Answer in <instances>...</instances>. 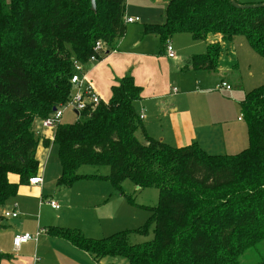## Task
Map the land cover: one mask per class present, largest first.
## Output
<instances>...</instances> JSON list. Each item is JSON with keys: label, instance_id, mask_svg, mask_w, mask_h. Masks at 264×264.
Instances as JSON below:
<instances>
[{"label": "trees", "instance_id": "16d2710c", "mask_svg": "<svg viewBox=\"0 0 264 264\" xmlns=\"http://www.w3.org/2000/svg\"><path fill=\"white\" fill-rule=\"evenodd\" d=\"M126 1L96 0L93 12L90 0H0V209L39 174L42 140L35 124L73 97L74 63L87 65L93 55L100 60L105 53L94 52L96 42L110 52L124 36ZM150 27L148 33L164 45L185 32L195 41L210 34H220L224 41L245 36L264 57V7L238 9L230 0H171L166 22ZM221 51L219 43L210 45L185 68L215 71ZM141 92L134 78L125 76L112 87L107 103L89 106L72 124L58 125L53 142L42 143L57 148L62 186L99 178L79 174L90 165L110 167V175L101 179L116 189L126 181L140 190L157 189L158 206L142 207L151 213L148 222L102 239L59 227L48 232L97 261L240 264L242 255L264 244V85L248 92L241 104L249 146L235 155H209L195 143L177 148L150 137L135 107ZM138 130L144 142L137 139ZM10 175L18 176L19 183L11 182ZM214 196L215 203L208 206ZM189 199L200 205L205 201L206 207L192 216ZM150 231L152 241L128 242L129 232Z\"/></svg>", "mask_w": 264, "mask_h": 264}, {"label": "crops", "instance_id": "0c3cea01", "mask_svg": "<svg viewBox=\"0 0 264 264\" xmlns=\"http://www.w3.org/2000/svg\"><path fill=\"white\" fill-rule=\"evenodd\" d=\"M170 1H126L125 22L127 18H138L139 21L126 22L125 34L114 50L109 52L105 49L100 60L84 65L88 84L100 95L102 102L107 103L112 96V87L120 79L131 75L142 89L135 106L139 115H145L142 121L146 122L144 129L150 137L177 148L195 143L209 155L238 154L249 146L248 132L242 126L241 104L246 94L243 97L239 92L233 93L234 83L231 80L241 59L245 61L237 50V46L242 44L238 42V37L224 41L220 34H210L206 40L195 41L185 32L187 36L181 39L174 35L168 40L175 51V57L169 58L165 48L167 43L162 44L157 35L148 33V29L166 22V8ZM217 43L222 51L215 71L185 68L191 57L204 54L210 45ZM223 82L230 85L231 90L221 89ZM221 93L228 94L229 99ZM226 104L233 109L231 119ZM37 123L35 131L41 133V140L53 142L55 129L42 130L40 121ZM42 141L37 150L40 164L38 176L43 178L42 185L20 186L17 196L0 209V264H108L105 259L97 261L88 252L48 232L51 227L69 228L62 223L65 222V214L58 202L61 191L49 181L55 170L54 178L59 180L61 165L60 162H51L53 144L45 147ZM55 165L59 166L56 168ZM10 180L19 183L16 175H10ZM57 185H60L59 181ZM52 200L59 204V209H53L47 203ZM9 211H16L18 217H5L4 214ZM39 230L44 232L37 242L15 250L13 239L16 234H35Z\"/></svg>", "mask_w": 264, "mask_h": 264}, {"label": "rangeland", "instance_id": "374dc122", "mask_svg": "<svg viewBox=\"0 0 264 264\" xmlns=\"http://www.w3.org/2000/svg\"><path fill=\"white\" fill-rule=\"evenodd\" d=\"M153 1L154 0H148L149 3ZM238 1L246 3V5L264 4V0ZM184 34L185 33H178V35L175 34V37L181 39L182 36H187ZM238 40L242 45H238L237 50L240 57L244 58L245 61L241 59L238 70L234 71L235 77H231V80L234 83L233 93L239 92V94L244 97L250 90L252 91L264 85V57L257 54L250 47L245 36H238ZM239 46L242 47L239 48ZM206 52H204V54H206ZM246 62L248 63L247 65ZM242 85H244V88H242ZM239 87H241V89H239ZM221 95L229 99L228 94L221 93ZM226 106L228 116L231 119L233 117V109L230 104H226ZM135 107L138 111L137 105ZM78 118V116L73 114L72 109L68 108L64 111L62 122L70 124L76 122ZM140 122L143 127H146V122ZM36 124L39 125V123ZM242 126L248 132V129H246V121L242 123ZM136 137L140 142L145 141L141 130H138ZM51 148V162L59 164L57 148L55 146ZM55 166L57 168L59 165ZM110 172V167L106 166H83L79 170V174L95 175L99 176V178L84 180L72 187L57 185L58 178H54L56 170L55 173L50 176L49 181L53 183L54 186L56 185V188L61 191V198L58 199V202L65 214V222H62L65 228H69L72 231H79L91 239H102L122 231L136 230L148 222L151 213L142 207H157L159 203V191L155 188L137 190L129 181H126L120 189H116L108 179H101V177L109 176ZM226 193L227 191L224 192V194ZM129 199H133L135 204L131 203ZM214 199L215 196L209 198L207 202L208 206L215 203ZM186 202L190 210H193L191 213L192 216H195L206 207L205 201L203 205L198 204L193 199L186 200ZM227 210H230V208ZM144 233H146V231H144ZM144 233L141 235L129 232L128 242L131 244H143L153 240L152 231H150L148 235H144ZM118 244L123 245L124 242L119 240ZM263 258L264 244H258L240 257V264H258ZM104 261L108 264H127L124 259L106 258Z\"/></svg>", "mask_w": 264, "mask_h": 264}, {"label": "built area", "instance_id": "2783aa9c", "mask_svg": "<svg viewBox=\"0 0 264 264\" xmlns=\"http://www.w3.org/2000/svg\"><path fill=\"white\" fill-rule=\"evenodd\" d=\"M139 21L138 18H127V23H134ZM166 53L169 58L175 57V51L171 45L170 42H167L166 44ZM105 50L104 43L101 41L96 42L94 47V52L97 54H102ZM91 62L98 61L96 55H93L90 58ZM75 68V74L72 77V84L75 88L73 97L69 102L66 104L61 105L58 109L55 110V112L49 116L48 118L42 120L41 127L45 130H54L57 128L58 125L61 124L62 118L64 115V111L68 108H71L74 113L78 116L81 112L87 110L89 106L96 107L99 104L102 103V99L99 94L93 89V87L88 84L87 77L84 73V65L75 62L74 63ZM221 89L231 90V86L227 83L223 82L221 85ZM145 118V115L142 113L139 115V119L142 121ZM37 135L40 137V132L36 131ZM43 178L41 176H34L31 177L28 181V184L31 186H39L42 185ZM53 209H59L60 206L56 201H48L47 202ZM15 207H17V204H15ZM18 213L16 211H9L4 214L5 217L8 218H17ZM44 230H39L35 234L31 233H19L16 234L13 239V246L15 250H19L23 245L28 244L30 242H37L40 234H42Z\"/></svg>", "mask_w": 264, "mask_h": 264}, {"label": "water", "instance_id": "95a60500", "mask_svg": "<svg viewBox=\"0 0 264 264\" xmlns=\"http://www.w3.org/2000/svg\"><path fill=\"white\" fill-rule=\"evenodd\" d=\"M230 1H231L232 5L235 8H238V9H253V8L264 7V4L241 5L238 2H236L235 0H230ZM90 3H91V9H92V11L93 12H96L97 11L96 0H90ZM77 114H78V112H77Z\"/></svg>", "mask_w": 264, "mask_h": 264}]
</instances>
